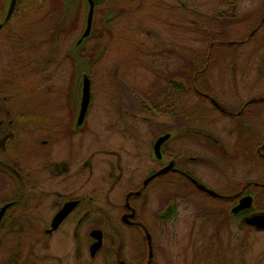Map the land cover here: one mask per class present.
Segmentation results:
<instances>
[{
  "label": "flooded vegetation",
  "instance_id": "1",
  "mask_svg": "<svg viewBox=\"0 0 264 264\" xmlns=\"http://www.w3.org/2000/svg\"><path fill=\"white\" fill-rule=\"evenodd\" d=\"M197 1L0 0V264H264V0Z\"/></svg>",
  "mask_w": 264,
  "mask_h": 264
},
{
  "label": "rangeland",
  "instance_id": "2",
  "mask_svg": "<svg viewBox=\"0 0 264 264\" xmlns=\"http://www.w3.org/2000/svg\"><path fill=\"white\" fill-rule=\"evenodd\" d=\"M201 5H203V12H204V15H206V17L204 18V20L207 18V16L209 14H211L213 11H214V3H215V0H198L197 3H199ZM200 5V6H201ZM194 9V8H193ZM206 21V20H205ZM193 27H190V26H187V33L192 29ZM160 37H164V33H161L160 32ZM115 45H117L116 43H113L112 46L108 49V53L107 55L103 58V62L105 63V68H102V73L103 74H107V72H112L113 69L112 67L115 65V63H117L119 57H120V53H119V48L116 47ZM109 47V46H108ZM135 47H132L130 45H127V46H122V53L123 55L125 56H134V53H132L131 51L134 50ZM144 53L146 52H150L148 47H146L145 50H143ZM136 56V54H135ZM134 56V57H135ZM133 57V58H134ZM134 63L136 64V66H138L137 64L139 63L138 62V59L137 60H134ZM217 68V67H216ZM218 69V70H217ZM217 69H214V70H211V72H222L223 71V66H218ZM125 70V69H124ZM137 73H139V76H137L140 80L142 79H145L146 76H145V71L144 70H140L138 69L137 70ZM218 74V73H217ZM112 76V75H111ZM136 77V83L139 85L140 81L139 79ZM223 77V76H222ZM131 80V79H130ZM104 82V81H103ZM131 82L134 83L135 85V81H130V85ZM209 88L214 92L215 95L218 96L219 93H221L222 91H230V85L228 83L227 80H225L224 78H220L219 77V74L216 76L213 77L212 80H209ZM259 82V81H258ZM105 83V82H104ZM106 84V83H105ZM107 86H109V83L107 82ZM106 90V87L105 89L103 88V93L104 91ZM98 91H99V88H98ZM100 93V92H99ZM112 97H114V95H112ZM102 103V102H101ZM215 119V117H214Z\"/></svg>",
  "mask_w": 264,
  "mask_h": 264
},
{
  "label": "water",
  "instance_id": "3",
  "mask_svg": "<svg viewBox=\"0 0 264 264\" xmlns=\"http://www.w3.org/2000/svg\"><path fill=\"white\" fill-rule=\"evenodd\" d=\"M12 1H13V0H12ZM14 1H15V0H14ZM86 33H87V32H86ZM87 82H88V80H87ZM88 102H89V92H88V85H87V87L85 88V93H84L83 101H82V104H83L84 108H86ZM215 105H216V104H215ZM166 138H167V136H164V137L159 138L158 141H157V143H156V147H158V146L160 145V143H161L163 140H165ZM158 155H160L159 152H158ZM165 170H166V169H163V170L159 171V172L156 173L153 177L163 174V173L165 172ZM153 177L149 178L148 180L152 179ZM256 224H257V223H256ZM258 224H260V223H258ZM148 239H149V238H148Z\"/></svg>",
  "mask_w": 264,
  "mask_h": 264
}]
</instances>
